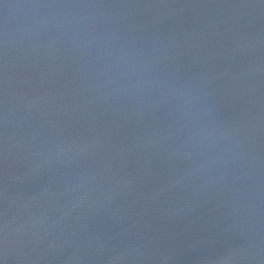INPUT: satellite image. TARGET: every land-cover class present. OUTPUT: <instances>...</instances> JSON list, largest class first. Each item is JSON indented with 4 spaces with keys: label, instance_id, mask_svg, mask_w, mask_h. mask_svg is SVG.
Segmentation results:
<instances>
[{
    "label": "water",
    "instance_id": "95a60500",
    "mask_svg": "<svg viewBox=\"0 0 264 264\" xmlns=\"http://www.w3.org/2000/svg\"><path fill=\"white\" fill-rule=\"evenodd\" d=\"M0 264H264V0H0Z\"/></svg>",
    "mask_w": 264,
    "mask_h": 264
}]
</instances>
